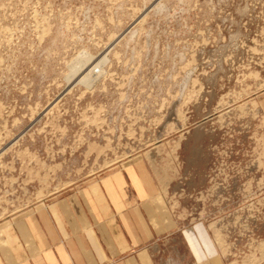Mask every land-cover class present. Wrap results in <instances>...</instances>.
Here are the masks:
<instances>
[{
	"label": "rangeland",
	"instance_id": "374dc122",
	"mask_svg": "<svg viewBox=\"0 0 264 264\" xmlns=\"http://www.w3.org/2000/svg\"><path fill=\"white\" fill-rule=\"evenodd\" d=\"M264 0H0V223L135 159L228 264L264 263Z\"/></svg>",
	"mask_w": 264,
	"mask_h": 264
},
{
	"label": "crops",
	"instance_id": "0c3cea01",
	"mask_svg": "<svg viewBox=\"0 0 264 264\" xmlns=\"http://www.w3.org/2000/svg\"><path fill=\"white\" fill-rule=\"evenodd\" d=\"M259 104L264 116V92ZM135 158L0 223V264H228L210 226L180 223Z\"/></svg>",
	"mask_w": 264,
	"mask_h": 264
}]
</instances>
